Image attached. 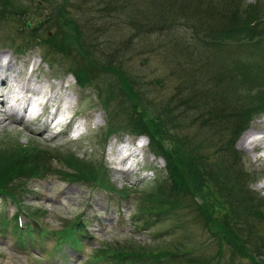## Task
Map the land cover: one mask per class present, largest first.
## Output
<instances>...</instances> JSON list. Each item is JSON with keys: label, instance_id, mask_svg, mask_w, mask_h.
Returning <instances> with one entry per match:
<instances>
[{"label": "trees", "instance_id": "trees-1", "mask_svg": "<svg viewBox=\"0 0 264 264\" xmlns=\"http://www.w3.org/2000/svg\"><path fill=\"white\" fill-rule=\"evenodd\" d=\"M17 2L0 0V21L11 16L18 23L28 12ZM32 11L37 14L32 27L25 30L23 23L29 45L12 40L11 51L24 52L37 46L30 45L36 42L37 31L52 28L54 31L50 35L48 31L42 41L51 49L41 54L50 69L56 65L62 68L59 63L69 57L65 62L71 64L62 71L71 74L78 87L89 85V78L99 74L108 82L116 80L120 94L111 93L112 89H105L102 99L100 92L97 94L105 113L102 139L120 131L144 134L150 151L164 161L137 212L158 218L178 211L177 201L193 206L194 221L208 236L207 244L215 247V256L204 258L205 252L195 254L189 248L187 236L184 244L123 242L121 250L105 249L97 257L99 262L124 261L125 255L121 254L128 252L135 256L136 263L143 264H220L226 253L228 262L244 257L251 264H264V234L256 233L264 224V215L256 211L263 198L245 187L255 177L243 168L244 157L234 148L240 132L264 111V2L243 5V0H39L29 13ZM150 35L157 41L148 46ZM138 39H142L138 47L146 45L143 51L136 47ZM49 51L58 56V64ZM134 51L139 55L159 52L169 69L167 77L175 80L165 101L149 103L143 96L140 76L127 68ZM240 56L248 64L239 61ZM256 60L260 65L254 63ZM254 68L258 73L251 74ZM118 102L130 105L123 115ZM131 115L140 118L134 122ZM194 124L198 125L195 132L187 130ZM199 131L207 136L202 137ZM4 144L0 143V198L17 207L10 222L13 234L20 235L18 243L22 234L32 238L33 233H48L40 224L29 226L37 211L24 206L18 191L20 178L46 175L49 161L54 158L62 168H54L56 174L60 173L64 181L92 185L104 182L100 165L65 153L50 155L34 145ZM3 145L6 148H1ZM232 190L241 195V202L231 195ZM20 213L28 218L22 226L17 223ZM7 225L0 214V234L6 232ZM75 226L76 223L64 222L59 233L62 240ZM55 240L59 238L55 236Z\"/></svg>", "mask_w": 264, "mask_h": 264}, {"label": "rangeland", "instance_id": "rangeland-1", "mask_svg": "<svg viewBox=\"0 0 264 264\" xmlns=\"http://www.w3.org/2000/svg\"><path fill=\"white\" fill-rule=\"evenodd\" d=\"M37 1L39 0H19V2H17L28 10L18 23H16L17 20L11 16L5 21H0V51L3 50L8 52L12 40H15L17 44L20 42H27L29 45L28 33L23 30V23L28 21V23L31 24L29 28L32 27L33 19L37 18V14L33 11V13H29V9L32 10ZM255 1L256 0H243V5L253 4ZM259 1L264 2V0ZM41 13L44 14L43 10ZM27 16L31 18L26 20ZM29 28L25 30H29ZM48 31L50 35V32L54 30L49 28V30L41 29L37 31L36 42L30 43V45L37 44V46L24 52H13L11 54L12 57H10L11 60L8 71L4 72V74L8 79L25 78L27 79L26 81H29L31 87L44 88L47 90L45 96L48 97L47 99H52L53 102L59 101L60 97L61 100L64 97H68L69 102L71 101L72 103L73 101V105L68 112L70 114L76 113L77 118L83 121L85 129L84 134L81 135L77 141L72 142L62 141L60 136L55 140H50L52 135L51 132L57 129V131H59L61 127H54L53 129H48L47 127L46 129L42 123L31 124V127L41 131L40 133H36L30 128H25L21 124L15 123L13 117L7 118L6 115H0V118L8 119H0V143H8V145L13 144L15 146L17 144L20 146L28 143L36 144L38 147L50 149V154L57 157L65 153L76 157V159L80 161L87 163L92 162V164H97L102 167L100 175L104 182H96L92 185L76 181H64L61 179L60 173L56 174L54 168L58 169V171H61L62 168L56 163L54 158L49 161L50 170L47 174L53 173L55 175H42L40 178L33 176L29 177L27 180L25 178H20L21 182L19 183L17 181V184L20 195L23 194L21 200L24 201V206H29L31 209H35V211H41L37 215V219L42 226L49 230L57 229L62 223L72 219L75 220L78 214H80L82 217L81 220L86 223L85 232L87 236L81 239V244L83 246L82 251L78 253V255L68 249L65 244H62L57 251H53L52 246L55 241L54 237L42 239L46 246L45 252H41L38 246L32 248V246L29 245L27 250L23 253L17 248L15 234H13L14 232L12 230L13 223L8 221L9 230L6 232L4 238L0 239V264H93L95 257L103 246L105 249L117 248L121 250L120 248L123 247V242H129L134 245L140 244L143 241L153 242L157 245L175 242L184 244L186 236L188 238L189 248L193 250L195 254L205 252L204 258L215 256V247L211 245L210 242L207 244L208 236L203 232L202 226L194 221L195 215L193 206H190V208L185 206L186 203L184 205L177 201L179 206L178 211L172 214H164L158 218L139 214L137 212L142 197L145 196L152 185L151 181L162 171V160L155 156H149L152 165L148 163L150 161L148 159L147 162L144 163L143 173L136 174V170H134L135 173L132 171H126V173L119 171L117 173L118 166L121 165L120 167H123L124 160L122 157H125V153L120 156L121 161L120 158L114 155L115 141L123 140L127 136L126 139L132 143L135 136L132 134H127L125 136V133H119V135L109 136L107 140L103 142L100 131L104 124V114L96 102L97 98L94 96V93L97 91L99 94L100 92L102 99L105 89H112L111 93L112 91L113 94L116 92V95L120 94L121 89L118 88L116 80L108 82L102 78L103 75L101 74L89 78V85H85L83 88L76 87V85L73 84V78L64 75L62 71L65 66L71 64L65 62L69 57H66V59L63 58V61L59 63L57 59L58 56L52 53V51H49V56H51V58L55 57L56 63H59V66L62 68L56 65L52 70L48 69L47 65L40 59L42 53L51 49L48 48L45 42H42ZM161 40L160 38V41ZM140 41H142V39L135 40L136 47H138V42ZM148 41L146 45L149 46V43H155L157 39L154 35H150ZM163 41L165 42L166 39ZM154 45L155 44H151V47ZM145 46L143 48L139 46L138 48L143 51ZM135 52L136 51L131 52L134 54H132L129 65L126 66L130 71L133 70L136 72L137 76H140V82H142L140 87L143 96L149 103H160L165 101L166 98L171 95L173 85L175 84V80L167 77V72L169 70L167 65L158 54V51L140 55ZM137 52H139V50ZM72 55L74 54L70 56ZM237 59L248 64L244 56H240ZM254 63L260 65V62L257 60L254 61ZM30 69L31 71H29ZM255 73H258L256 69L255 72L251 74ZM29 95L34 96L31 94ZM119 105L122 115L127 108L130 107L129 103L123 104L120 102ZM130 117L134 122L140 118L138 115H131ZM263 117L264 112L253 120H250L248 127L235 139L234 148L241 152L244 157L243 168L253 173V177L257 175V180L254 183L250 186H244L247 190L255 191L259 196L263 197V201L256 207V211L264 215V164L261 162V160H264V141L263 144L261 143L259 146L248 151L241 149L238 145L240 137L248 130L252 132L253 138L258 140L263 138L264 135L262 132H264V123L261 122ZM197 126V124H194L187 130L195 132L197 130L195 127ZM139 131L140 130H138V132ZM178 131L179 130H177V132ZM199 132L201 133L199 135L202 137L204 135L207 136L206 133L202 135L203 131ZM160 136L162 138L165 137L164 134ZM164 140L165 139H163L164 144L167 145L168 141ZM4 145L1 146V148H6ZM109 145L111 149L109 151L110 153L107 155L105 146ZM148 152L151 154L148 147H144L143 153H145V157H148ZM107 157H109L111 161L109 160L108 162ZM119 161L120 163H118ZM148 165L149 167H147ZM139 166L140 164L137 165V168ZM147 170L149 171L147 172ZM232 194L241 202L242 197L237 191L232 190L231 195ZM127 201H130V204L127 203ZM257 204L258 203H256V205ZM16 210L17 207L14 203H9L8 201L2 202V200H0V214H2V216V211L7 217H10ZM44 210L48 211V213L45 214ZM262 220H264V216ZM22 221L20 223H22ZM256 233L258 235L264 234V224L262 229H256ZM88 236L92 237L87 240L86 238ZM34 237L41 239L36 235H34ZM23 238L26 240V236ZM153 239H155V241ZM67 255L70 256V258H67ZM121 255H125L124 259L130 262L123 264H137L136 258L132 253L125 252ZM258 258L262 259V257ZM228 261V256L225 253L220 264H251L244 257H235L232 261ZM108 264L113 263L109 262ZM117 264L119 263L117 262ZM138 264L143 263L140 262Z\"/></svg>", "mask_w": 264, "mask_h": 264}, {"label": "bare ground", "instance_id": "bare-ground-1", "mask_svg": "<svg viewBox=\"0 0 264 264\" xmlns=\"http://www.w3.org/2000/svg\"><path fill=\"white\" fill-rule=\"evenodd\" d=\"M10 57H12L11 53L9 54L7 51H3V50L0 51V103L3 104V102L6 101V99L9 100L10 102L11 101L15 102V101L19 100V103H22L24 101L25 97L27 95L31 94V95H34L35 97H37V99L42 100L43 104L45 105L48 97L45 96L47 90H45L44 88H36V87L34 88L33 86H32L33 87L32 88L31 84H29V81H26L27 79H25V78H23V79L22 78L21 79L16 78L14 80L11 79L9 81H7L5 79L4 72L8 71V66H9V63L11 60ZM9 83H12L14 85V87L16 88V91L14 92L12 90L13 92H9V94H7L4 90L6 89V87L9 86ZM60 100H61V97H60ZM261 122L264 123V117L262 118ZM262 133L264 135V132H262ZM263 141H264V136L261 140L255 139L252 136V132L248 130L240 137L238 145L241 149L248 151V150H252V148H254L256 146H259L261 143L263 144ZM121 153H123V154L125 153L126 156L128 157V153H126V152H121ZM120 160H121V158H120ZM261 162L264 164V160H261ZM118 163H120V161ZM120 166L121 165L118 166L117 173L120 170L123 171V170L128 169V167H120Z\"/></svg>", "mask_w": 264, "mask_h": 264}, {"label": "water", "instance_id": "water-1", "mask_svg": "<svg viewBox=\"0 0 264 264\" xmlns=\"http://www.w3.org/2000/svg\"><path fill=\"white\" fill-rule=\"evenodd\" d=\"M26 27H29V24L28 23H26Z\"/></svg>", "mask_w": 264, "mask_h": 264}]
</instances>
